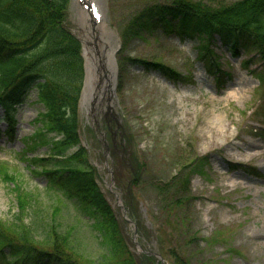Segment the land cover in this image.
Masks as SVG:
<instances>
[{
  "label": "rangeland",
  "instance_id": "rangeland-1",
  "mask_svg": "<svg viewBox=\"0 0 264 264\" xmlns=\"http://www.w3.org/2000/svg\"><path fill=\"white\" fill-rule=\"evenodd\" d=\"M94 1L118 49L109 99L118 127L107 113L103 93L79 106L80 140L119 220L133 214L137 221L133 226L125 220L129 249L154 257V262L136 257L135 264H177L172 253L185 264H264L262 62L247 63L249 55L241 52L234 57L215 40L210 47L219 80L204 65L197 38L180 40L156 28L121 44L124 27L147 0ZM82 13L88 14L86 5L70 0L66 22L81 38ZM142 61L159 62L177 78L146 68ZM44 111L32 91L16 112L13 137L0 135V224L9 228L11 238L26 233L46 249L55 230L69 237L68 246L82 264H121L93 214L65 196L59 185V190L52 188L59 180L48 177L56 160ZM106 124L126 161L112 155ZM5 127L1 122L0 130ZM133 160L135 176L129 170ZM178 198L180 204H174Z\"/></svg>",
  "mask_w": 264,
  "mask_h": 264
},
{
  "label": "trees",
  "instance_id": "trees-1",
  "mask_svg": "<svg viewBox=\"0 0 264 264\" xmlns=\"http://www.w3.org/2000/svg\"><path fill=\"white\" fill-rule=\"evenodd\" d=\"M68 2L0 0V122L6 124L0 134L13 137L16 112L34 90L37 101L45 109L42 113L44 127L48 133H53L50 151L56 160V168L49 171L48 177L53 176L59 183H52L54 187H51L59 190V185L65 196L93 214L96 224L110 242L113 256L120 258L121 264H135L136 257L154 262V257L146 252L133 254L129 249L127 241L130 240L125 242V237L128 238L126 222L119 220L101 192L96 169L80 143L78 102L83 58L81 45L66 22ZM156 28L180 40L197 38L201 42L200 57L209 71L214 70L215 76L221 73L210 47L215 40L234 57L240 52L249 55L247 63L261 61L264 69V0L229 3L147 0V4L124 27L120 38L125 45L130 38ZM140 63L170 79L177 78V73L159 62ZM216 78L220 80L221 75ZM259 78L264 83V72ZM71 148H76L75 152L66 156ZM132 166L135 176L136 160L132 161ZM3 175L7 176L6 173ZM177 200L174 204H180L181 198ZM130 217L135 218L133 214ZM8 231L9 228L0 224V264H82L80 257L68 246L69 237L60 236L55 230H52V242H48L49 249L26 233L20 238H11ZM172 255L175 263L185 264V259Z\"/></svg>",
  "mask_w": 264,
  "mask_h": 264
},
{
  "label": "bare ground",
  "instance_id": "bare-ground-1",
  "mask_svg": "<svg viewBox=\"0 0 264 264\" xmlns=\"http://www.w3.org/2000/svg\"><path fill=\"white\" fill-rule=\"evenodd\" d=\"M86 24V23H85ZM86 31H88L89 26H86ZM98 32L95 34V32L90 33V31L86 32L88 40H91L92 38H96L97 40H104L105 42L102 44V47H99L100 54L98 55L97 59H101L102 61V74H103V82L101 85V88L99 90L92 89L91 92H86V96L83 98L84 102H89L90 100H93L95 97L101 96L103 93L105 95H110L113 91L114 87V66L112 65V57H111V43L109 40V32L105 31L104 28L99 27L97 29ZM95 34V35H94ZM88 56V53L86 54ZM90 58V57H89ZM94 80V77L92 78Z\"/></svg>",
  "mask_w": 264,
  "mask_h": 264
}]
</instances>
